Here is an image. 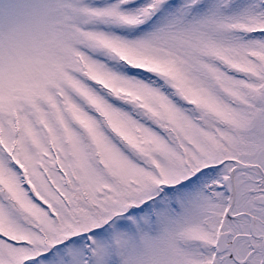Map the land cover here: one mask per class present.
I'll list each match as a JSON object with an SVG mask.
<instances>
[{"label": "snow or ice", "instance_id": "6c2138e0", "mask_svg": "<svg viewBox=\"0 0 264 264\" xmlns=\"http://www.w3.org/2000/svg\"><path fill=\"white\" fill-rule=\"evenodd\" d=\"M0 264H264V0H0Z\"/></svg>", "mask_w": 264, "mask_h": 264}]
</instances>
